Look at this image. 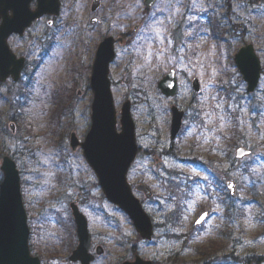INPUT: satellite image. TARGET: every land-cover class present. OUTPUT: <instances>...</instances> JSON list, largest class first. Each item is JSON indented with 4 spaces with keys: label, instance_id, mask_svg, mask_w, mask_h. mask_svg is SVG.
Returning a JSON list of instances; mask_svg holds the SVG:
<instances>
[{
    "label": "rangeland",
    "instance_id": "obj_1",
    "mask_svg": "<svg viewBox=\"0 0 264 264\" xmlns=\"http://www.w3.org/2000/svg\"><path fill=\"white\" fill-rule=\"evenodd\" d=\"M91 2L61 0L59 16L43 17L23 38L9 39L11 49L17 56L25 55L28 64L20 83L11 79L0 83V184L3 157L9 155L21 171L32 253L42 264H75L68 259L77 244L70 203L80 199L92 235L91 251L95 253L99 244L105 251L92 264H120L131 258L129 244L134 243L135 229L105 198L83 149L73 150L70 145L72 132L83 141L91 126L90 76L97 46L106 36L124 35L110 66L111 91L118 131L127 100L136 127L140 150L128 182L161 226L146 254L155 255L160 264H176L171 254L180 251L186 264H202L197 250L221 238L230 248L216 251L214 264H248L246 256L249 264H255L257 257H264V111L252 112L234 55L246 44L254 45L263 65L257 90L261 98L264 0H158L148 10L143 0H102L95 13ZM93 16L98 23H90ZM52 36L55 40H48ZM172 68L179 89L168 98L158 82ZM196 77L201 82L199 93L192 88ZM20 87H26L25 97H18ZM192 99L201 123L184 117L180 134L171 141V106L185 111ZM171 142L176 144L173 149ZM240 146L251 149L252 155L236 159ZM218 176L224 185L228 179L238 183L231 201L227 189L212 183ZM195 179L189 199L183 198L176 232L189 231L204 211L209 216L203 232L183 250L164 221L175 210L173 199H178L170 200V193L180 195L182 187ZM142 182L153 190L152 199L136 190ZM228 202L234 216L226 215ZM122 235L130 240L121 242ZM145 246L140 248L144 251Z\"/></svg>",
    "mask_w": 264,
    "mask_h": 264
},
{
    "label": "water",
    "instance_id": "obj_2",
    "mask_svg": "<svg viewBox=\"0 0 264 264\" xmlns=\"http://www.w3.org/2000/svg\"><path fill=\"white\" fill-rule=\"evenodd\" d=\"M36 1V8L31 3ZM156 0H145L150 8ZM101 0H93L91 10L95 12ZM60 0H0V81L5 82L10 76L18 81L26 64L24 57L18 58L8 44L12 34L24 35L32 23L45 15L58 16L60 14ZM98 21L96 17L91 23ZM51 24V23H50ZM118 42H123L119 37ZM116 40L112 36L105 37L98 45L92 66L90 85L94 94L92 102V124L85 140L81 142L76 133H71L70 144L73 150L78 146L83 148L88 164L95 171L104 194L114 204L123 209L132 219L138 233L151 239L153 224L150 216L144 210L140 200L133 194L132 187L127 180L128 171L134 162L138 145L136 142V127L131 113V102L123 103L121 108V130L117 129V113L111 91L110 65L115 59ZM235 61L249 82V90H254L260 78V61L254 53L252 45L242 47L235 55ZM194 89L200 90L199 80L193 82ZM159 87L166 96H174L177 92L175 70L172 69L159 82ZM171 138L174 139L179 132L184 112L176 106L172 107ZM13 132L16 124L10 123ZM251 151L240 147L237 157L243 158ZM1 169L4 174L0 185V264H41L38 256L31 253L29 245L30 228L21 191V176L16 162L9 156H4ZM227 185L232 195L236 193L237 184L228 181ZM139 191H144L147 198L153 193L148 186L140 184ZM77 225L79 245L70 256L72 261L90 264L94 255L89 252L91 235L88 222L80 212L76 203L71 204ZM205 218V217H204ZM198 221L202 222L201 217ZM197 223H200L198 222ZM97 254L104 251L97 247ZM123 264H151L137 258L132 262Z\"/></svg>",
    "mask_w": 264,
    "mask_h": 264
},
{
    "label": "flooded vegetation",
    "instance_id": "obj_3",
    "mask_svg": "<svg viewBox=\"0 0 264 264\" xmlns=\"http://www.w3.org/2000/svg\"><path fill=\"white\" fill-rule=\"evenodd\" d=\"M13 36H15V37H19V38H23L22 36H19V35H11L10 37H9V39L10 38H12ZM30 43V42H29ZM29 43H27V46L29 47L30 46V44ZM20 57V56H19ZM22 57H25V59H26V62H27V64H28V58L25 56V55H22ZM27 64H26V67H27ZM26 70V68L23 70V73H24V71ZM197 78V77H196ZM198 79V78H197ZM10 80V79H9ZM22 80V79H21ZM20 80V81H21ZM199 80V79H198ZM13 83H15V82H13ZM19 83V82H18ZM199 86H200V90L199 91H196L195 89H194V86H193V81H192V88H193V90H194V92H197V93H199L200 91H201V82H200V80H199ZM177 94H178V92H177ZM176 94V95H177ZM193 98V97H192ZM193 102H194V99H192V100H190V104L187 106V108H186V110L184 111L183 109H180L181 111H183L184 112V117H186V119H190V123H196V122H198V120H199V122L201 123V117H200V115H199V111L197 110V109H195L192 105H193ZM190 106V107H189ZM171 123H172V120H171ZM183 123H184V119H183V121H182V127H183ZM182 127H181V130H182ZM181 130H180V132H181ZM180 132H178L177 133V135H176V137L174 138V139H172L171 138V126H170V140L171 141H175L176 139H177V137H178V135L180 134ZM175 143L174 142H171V149H173L174 147H175ZM147 152V151H146ZM166 153V152H165ZM147 154H150V155H152V152L151 151H149V152H147ZM164 154V153H163ZM168 171V170H167ZM75 201H77V203H78V206H80V199H76ZM144 205V204H143ZM80 208V207H79ZM118 209V208H117ZM81 210V209H80ZM124 216H126L127 217V219L130 221V223H131V225H132V227L134 228V224H133V222L131 221V219L129 218V216L124 212V211H122V210H120V209H118ZM83 212V211H82ZM84 213V212H83ZM85 214V213H84ZM74 219V218H73ZM75 221V220H74ZM135 229V228H134ZM135 232H136V230H135ZM75 233H76V238H77V244H76V246L72 249V251L78 246V244H79V239H78V235H77V227H75ZM126 241V240H130V238L128 237V236H124V235H122V237H121V242L122 241ZM120 242V243H121ZM140 243H141V245H144V244H146V246L144 247L145 248V250L143 251L141 248H140ZM92 244H93V242H92ZM155 245V243L153 242V241H149V240H146V239H144V238H142L137 232H136V235H135V240H134V243H132V244H129V255L131 256V258H125L124 259V261H122L121 263H123V262H125V261H128V262H132V261H134L135 259H137L138 257H140V258H142V259H145V260H149L150 262H151V264H160V261L155 257V255H152V256H150V255H148V254H146L147 252H150V248L152 247V246H154ZM92 246L93 245H91V248H92ZM98 246H102V245H96L95 246V248H94V252H95V250H96V248L98 247ZM103 247V246H102ZM104 248V247H103ZM217 249V251H218V249L219 248H216ZM71 251V252H72ZM219 252V254H220V252H221V250H219L218 251ZM225 253V252H224ZM97 257H100V256H96V258ZM95 258V259H96ZM170 258H171V256H170ZM202 260H204V262H203V264H214V260L213 259H211V260H206V259H202ZM95 261V260H94ZM73 263H75V264H81L80 262H73ZM120 263V264H121Z\"/></svg>",
    "mask_w": 264,
    "mask_h": 264
},
{
    "label": "trees",
    "instance_id": "obj_4",
    "mask_svg": "<svg viewBox=\"0 0 264 264\" xmlns=\"http://www.w3.org/2000/svg\"><path fill=\"white\" fill-rule=\"evenodd\" d=\"M216 24H217V22L213 23V29H214V31L216 30ZM215 34L217 35L218 33L215 32ZM53 39L54 38L52 36V40ZM19 94L22 95V94H26V93H25V91L23 89H21ZM63 103H65V102H63ZM61 107L64 108V105L61 104ZM61 110L62 109H60L59 111H61ZM172 182H174V180ZM174 184L176 185V183H174ZM177 186H179V185L177 184ZM170 194H171V199H173V198H178V199H173L174 200V203H175V210L173 212H171L167 216V221L169 222V225L171 226V229H172L171 230V232H172L171 237L174 238V239L175 238L176 239H180L182 237V235L181 234H178L176 231L179 230V228H180L179 227V224L181 222V206H182V201H183V197H184V194L185 193L181 191V194L178 195L177 192L172 191V193H170ZM215 245H216V243H214L213 241H211V246L205 248V251L206 250H209L210 247H214ZM175 259H176V262L177 263L178 262H182V260L179 257H176ZM251 260H252V258H251ZM244 262H246V263L249 264V258H248V256H246L244 258ZM263 262H264V257H257L256 260H255V264H262Z\"/></svg>",
    "mask_w": 264,
    "mask_h": 264
},
{
    "label": "snow or ice",
    "instance_id": "obj_5",
    "mask_svg": "<svg viewBox=\"0 0 264 264\" xmlns=\"http://www.w3.org/2000/svg\"><path fill=\"white\" fill-rule=\"evenodd\" d=\"M206 216H207V213L202 214V216H201V220H203L204 217H206ZM198 222H200V221H198Z\"/></svg>",
    "mask_w": 264,
    "mask_h": 264
}]
</instances>
